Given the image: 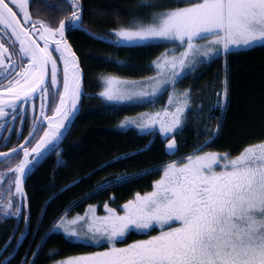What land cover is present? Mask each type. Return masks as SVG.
Masks as SVG:
<instances>
[{
    "label": "snow or ice",
    "instance_id": "1",
    "mask_svg": "<svg viewBox=\"0 0 264 264\" xmlns=\"http://www.w3.org/2000/svg\"><path fill=\"white\" fill-rule=\"evenodd\" d=\"M29 2L0 0V32L7 35L10 30L9 40L19 45L18 51L9 53V48L0 39V120L11 117L23 122L25 102L35 99L37 91L45 100H50L53 95L50 88L54 87L59 96V105L54 110L59 123L54 126L52 118L45 116L50 131L44 132L35 147L29 151L21 144L10 152H0V157L23 152V159L15 168L9 169L19 174L12 180L13 194L18 196L24 195L22 178L26 170L37 163L38 157L59 138L60 129L65 127L63 122L70 112L76 110L81 86L75 53L63 43L66 29L81 20L78 0H68L73 9L71 16L56 28L42 21L31 22L26 10ZM10 4L19 8V13ZM18 16L23 17V24ZM110 36L115 39L109 41ZM50 38L56 45L51 50ZM98 39L114 45L150 39L179 41L184 45L185 50L179 57L169 60L164 54L158 58L160 62H154L159 69L168 66L173 69L171 81L155 82L151 93L155 95L162 83L175 82V77L181 74L174 71L177 63L183 68L190 56L207 57L220 51L228 53L232 48L264 44V0H190L187 6L155 15L150 24L121 27ZM200 39H207V48L195 43ZM38 41H43V46ZM53 52L60 55L54 58ZM14 56L17 59L14 60ZM58 60L63 62V94L59 93ZM5 80L8 81L6 86ZM116 82L113 78L107 80L108 85ZM100 95L109 101L121 100L125 96L111 87ZM222 96L227 98L226 87ZM68 101L70 107H67ZM186 107L187 102L178 106L171 114L170 122L157 114L141 122L131 119L121 126L136 125L145 130L154 127L160 118L159 131L168 139L167 150L172 152L176 149L174 133L181 126ZM220 107L223 108V104ZM168 116L169 113L165 112L164 117ZM3 127L4 124H0V128ZM35 132L36 129L29 136L34 137ZM27 143L29 141H25ZM201 152L202 149L185 160L167 164L153 190L144 195L137 193L122 206V215L105 204L108 213L105 217L93 215L89 220L87 213L71 220L62 217L55 228L64 235L80 239L82 233H91L90 239L96 244L104 240L110 245L105 251L76 257L62 264H264V142L246 147L234 158L226 153ZM32 154L35 156L29 160ZM116 179L126 182L124 177ZM3 207L15 209L4 215L21 214L20 205L12 200ZM81 221H84L86 230L75 227ZM177 223L178 226H173ZM157 226L159 235L127 247L116 246V241L129 231L146 232Z\"/></svg>",
    "mask_w": 264,
    "mask_h": 264
},
{
    "label": "trees",
    "instance_id": "2",
    "mask_svg": "<svg viewBox=\"0 0 264 264\" xmlns=\"http://www.w3.org/2000/svg\"><path fill=\"white\" fill-rule=\"evenodd\" d=\"M78 3L81 20L69 39L82 71L79 110L61 145L24 177L21 214H0V264H52L75 253L89 252L93 245L72 241L56 231L55 225L66 214L92 204L103 211L106 202L118 207L135 193L150 190L165 164L182 160L199 147L236 154L264 140V44L232 50L226 56L229 98L224 111L215 106L216 93L224 85L223 55L199 64L176 83L187 107L174 133L176 149L170 152L159 131L146 132L136 125L120 127L159 108L149 102L113 104L99 95L107 73L133 78L149 75L167 44L114 45L98 37L151 21L159 13L183 7L186 1ZM61 10L73 9L65 4ZM159 99L164 102L166 94ZM117 177H124L126 182L117 181Z\"/></svg>",
    "mask_w": 264,
    "mask_h": 264
},
{
    "label": "rangeland",
    "instance_id": "3",
    "mask_svg": "<svg viewBox=\"0 0 264 264\" xmlns=\"http://www.w3.org/2000/svg\"><path fill=\"white\" fill-rule=\"evenodd\" d=\"M179 1H181V0H179ZM184 1H186V4L184 6H187V4L190 2V0H184ZM64 2H65L66 5H70L68 0H64ZM151 22H152V20L148 21V22L147 21H142V22H138L137 24H134V25H132L130 27H135L138 24H145L146 25V24H150ZM123 27L124 28H128L127 26H123ZM113 39H115V37H113ZM153 41L165 42L167 44V47H166L165 51L158 58H161L164 54H167V58L169 60H171L173 57H179L180 54L185 50V46L182 45L179 41H172V40L150 39V40H146V41H136L135 43H144V42H153ZM195 43L200 45V46H202V48H207L208 47L207 39L196 40ZM131 44H134V43H131ZM257 44H260V43H257ZM257 44H254V45H257ZM244 48H248V47H241L239 49H244ZM239 49L232 48L229 52H231L232 50H239ZM228 53H223L222 51H220V52H217L215 54H210L207 57H205L203 55H196L194 57L190 56L188 58V60L185 62V66L183 68H181L180 65L177 63V66L174 69V71H176L178 73H181V74L178 77H175V82L174 83H172V82L162 83L160 85V87H159V90L155 92V95H152L151 93L154 91L155 82L156 81L163 82V81H166V80L167 81H171L173 79V77H172L173 69L171 68V66L165 67L163 69H159V68L156 67V63H155L154 70L149 75L143 76V77H140V78L126 77V76H121V75H118V74L107 73V74L103 75V79H102V85L103 86H102L101 90L99 91V95H100V93L104 92L106 89L111 87L113 90H117V91H119L121 93H124L125 96L121 100H113V101H109L105 97L102 96L109 103H113V104H129V103H133V102H149L150 105H153V106L159 108L158 110H153V111L150 110V111H147V112L137 116L135 119L138 122H141L142 120L146 119V117L156 116L157 114H160V118H164V120L166 122H170L171 114L175 113L176 108L178 106H180L181 104H183L184 102H187V100L183 96L180 95V91L177 90L179 88H176V86H175L176 83L186 73L191 71L193 68L197 67L199 64H201L203 62H208V61H210L211 59H213L215 57H219V56L223 55L225 57L224 86L222 88H220L218 93H216L217 99L215 101V106H219L220 107V105L223 104V108H221V109L224 111L225 108H226V104H227L228 98H229L228 76H227V72H226V69H227V66H226L227 57L226 56L228 55ZM158 58H157L156 62H160L158 60ZM110 78H113L117 82L113 83L112 85H108L107 84V80L110 79ZM225 87L227 88V98L226 99H224L223 96H222V94H223V92L225 90ZM140 92L148 93V95H145V96L136 95V93H140ZM163 94H166V99H165L164 102H162L159 99V97L161 95H163ZM40 99L41 100H39L38 103H37V107L32 104L33 110H32V113H31V114L35 113L38 116L39 120L42 118V113L44 111V108H46V101H45L44 96L41 97ZM34 104L36 105V103H34ZM79 106H80V98L78 99V101L76 103V110L74 112H70L69 113L68 126L74 120V118H75V116L77 114V111L79 109ZM165 112L169 113L168 117H164V113ZM160 118H158L156 120L154 127L145 129L143 131H146V132H150L151 131V132H154V133L159 131L160 123H161ZM121 125H120V127H122ZM161 135L165 138V136L162 133H161ZM0 138L4 140L2 143H0V147H1V150H2V149H4L3 147L5 146L4 145L5 141L9 140V134L6 135L4 133V131L1 129L0 130ZM261 142H264V140H261L259 142L253 143V144H249L246 147L251 146V145H256V144H259ZM167 143H168V139H166V147H167ZM246 147L241 149L236 154H230L228 152H220V151H211V150H202V152L200 154H203V152H214V153H218V154H225L226 153L230 157L234 158L237 155H239ZM14 148H17V147H14ZM199 150H201V147L196 149L194 151V153L198 152ZM9 151H11V149ZM9 151L2 150V152H9ZM49 151L48 150L44 151L43 155L38 157V162L43 160L45 158V156H47ZM194 153H192V154H190L188 156H191ZM34 156L35 155L32 154L29 157V160H32ZM188 156H186V157H188ZM185 158L182 159V160H185ZM20 160H21V156L17 155L16 153L12 154V155H10L8 157H1L0 158V181H2V182H0V214L4 215L5 212L12 213V212L15 211L14 208L7 209V208L3 207V205H6L9 202V200L14 201L15 203L19 204L20 206L23 203L22 202L20 204V200L23 199V196H18V195H14L13 194L14 191H15V187L12 184V180L16 176H18L19 174L9 171V169L15 168L16 165L20 162ZM182 160H177V161H173V162H180ZM173 162H171V163H173ZM37 163L31 164L29 166V168L26 170V174H27L28 170L29 169L31 170L33 168V165H35ZM166 165L167 164H165L162 167V173H161V176H160L159 179H161V177L163 176V169H164V167ZM23 178H22V182L24 180ZM10 187H11V191H10ZM152 190H153V187L150 190L142 192L140 194L144 195V194H146L148 192H151ZM136 194L137 193H135L133 195V197L131 199H129V200H132L135 197ZM128 201L124 202L121 205H118V207L110 206L108 204V202H106V203H104L102 205L103 211H99L98 210V205H96V204L87 205L82 211H77L76 210V211L72 212V214H66L64 216V218H66L68 220H71V219L76 218V217H84L86 213L88 214L89 220L91 219V217L93 215L96 216V217H105V216L108 215V213H107V211L105 210V207H104L105 204H107L108 207L115 209L117 211V214L122 215L123 214L122 206L125 203H127ZM90 206H91V209H90ZM93 209H94V211H93ZM9 215H11V214H9ZM173 226H178V223L174 224ZM75 227H77L78 229L83 227L86 230V225L84 224V221H81V223L79 225H76ZM56 231L62 233V231H59V230H56ZM159 233H160L159 226H157L154 229H149L146 232L145 231H139V230L129 231L122 239L116 241V246L117 247H127L128 245L136 243L137 241L150 239L152 236L159 235ZM91 235H92L91 233H88L87 235H84L82 233L80 239L71 238V237H68V236L64 235L67 238L71 239L72 241H77V242H82V243H85V244L93 245L95 248L93 250L89 251V252L78 253V254L75 253L73 255H69V256L64 257L62 259H58L55 262H53L52 264H62L63 261H67V260H70V259H73V258H76V257L86 256V255L92 254L94 252L105 251L110 246L104 240H102L100 244H96L92 239H90Z\"/></svg>",
    "mask_w": 264,
    "mask_h": 264
},
{
    "label": "flooded vegetation",
    "instance_id": "4",
    "mask_svg": "<svg viewBox=\"0 0 264 264\" xmlns=\"http://www.w3.org/2000/svg\"><path fill=\"white\" fill-rule=\"evenodd\" d=\"M65 5L64 0H30L29 4L26 5V10L29 12L31 16V22H36V21H42L45 24L51 26L52 28H56L59 26L60 22L62 20H66L71 16V11L70 12H64L61 10V7ZM10 7H13V10L19 13V8L9 5ZM49 10V11H48ZM63 15V16H62ZM19 19H21V23L23 24V17L18 16ZM27 26V25H26ZM39 27V24H37V28ZM76 26H69L64 34V41L63 43H66L71 52L75 53V58L77 62L79 61V71H80V76H81V67H80V59L75 51L74 46L72 45L70 39H69V33L75 29ZM11 36L10 30L7 32V35H5L3 32H0V39L3 40L5 43V46L9 48V53H12L14 50L18 51L19 45L18 43L13 44L10 40L9 37ZM35 38V37H33ZM14 39V38H13ZM56 39H59L57 36ZM49 47L50 50L55 48L56 45L52 43V39H49ZM38 43L43 46V41H38ZM60 54L57 52H53V57L56 58ZM13 59H17V57H13ZM58 67L60 69V73L58 74L61 80L60 88H59V93L63 94V87H62V69H63V62L58 60ZM50 68V65H49ZM19 70V69H17ZM82 84V88H80V96L83 94V81L82 78L80 80ZM8 83L7 80L4 81V85L6 86ZM50 92L53 93L52 97L50 100H45L46 101V108H44V111L42 113V118L39 120L38 116L32 113L33 106L37 107V103L40 98L43 97V94H41L39 91L36 93V98L33 100H29L25 102L24 104V111L22 113L23 116V122L20 118H17L13 120L11 117H6L3 120H0V124H4L3 128H0L4 131V133L7 135L9 134V140L5 141V146L3 147L4 151H9L10 149L14 147H18L19 145L23 144L25 147L29 148V151L31 150L32 147L36 146L37 141L44 135L45 131H50L48 128L49 120L45 119V116L51 117L52 118V123L55 126L56 124L59 123V117L55 116V108L59 105V96L56 95L57 89L56 88H50ZM7 98V96L5 97ZM36 103V105L34 104ZM71 106V102L69 101L68 107ZM51 109V110H50ZM42 112V111H41ZM17 115H20L19 113ZM65 127L60 129L61 135L59 136L58 139L54 141L52 145L49 147H58L61 145L63 142L64 138L66 137L68 130L70 128V125L68 126V119L65 120L64 122ZM36 129L34 137H30L29 133L33 132V130ZM4 140L0 138V143H2ZM25 141H29V143L25 144ZM1 147H0V152H2ZM17 155H20L23 158V152H17Z\"/></svg>",
    "mask_w": 264,
    "mask_h": 264
},
{
    "label": "water",
    "instance_id": "5",
    "mask_svg": "<svg viewBox=\"0 0 264 264\" xmlns=\"http://www.w3.org/2000/svg\"><path fill=\"white\" fill-rule=\"evenodd\" d=\"M68 103V102H67ZM10 152V151H9ZM1 158V157H0Z\"/></svg>",
    "mask_w": 264,
    "mask_h": 264
}]
</instances>
